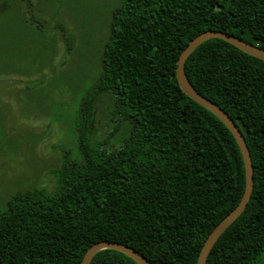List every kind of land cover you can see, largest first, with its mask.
Returning a JSON list of instances; mask_svg holds the SVG:
<instances>
[{
  "label": "trees",
  "instance_id": "16d2710c",
  "mask_svg": "<svg viewBox=\"0 0 264 264\" xmlns=\"http://www.w3.org/2000/svg\"><path fill=\"white\" fill-rule=\"evenodd\" d=\"M10 1L0 0V16L24 18L22 5ZM208 29L264 49V0H121L111 11L75 121L78 157L51 169L52 191L30 183L0 196V264H80L100 240L130 246L150 264H196L245 187L233 135L175 77L181 50ZM7 32L0 23V76L25 72L15 64L25 55L14 51L21 42ZM183 69L238 126L253 168L249 200L205 264H257L264 254V61L214 37L188 54ZM99 94L111 96L123 125L103 140L90 128ZM9 123L0 107V157L21 139ZM89 264L137 263L104 248Z\"/></svg>",
  "mask_w": 264,
  "mask_h": 264
},
{
  "label": "rangeland",
  "instance_id": "374dc122",
  "mask_svg": "<svg viewBox=\"0 0 264 264\" xmlns=\"http://www.w3.org/2000/svg\"><path fill=\"white\" fill-rule=\"evenodd\" d=\"M20 4L0 23L25 54L16 61L25 72L0 76V107L10 118V130L21 136L0 157V196L25 186L52 191L51 169L78 157L75 121L82 98L93 85L100 45L106 37L111 11L121 0H11ZM90 128L103 140L123 132L122 120L108 94L94 100ZM9 131V130H8ZM5 154V153H3ZM2 206H0V210ZM257 264H264V254Z\"/></svg>",
  "mask_w": 264,
  "mask_h": 264
},
{
  "label": "water",
  "instance_id": "95a60500",
  "mask_svg": "<svg viewBox=\"0 0 264 264\" xmlns=\"http://www.w3.org/2000/svg\"><path fill=\"white\" fill-rule=\"evenodd\" d=\"M221 38L239 50L254 56L262 61H264V49L256 45L250 44L232 34H228L223 31L208 29L202 31L196 35L191 41L181 50L175 67V77L178 82L180 89L191 99L205 107L207 110L212 112L220 121H222L225 126L229 129L233 135L239 150L241 152L244 172H245V187L241 199L237 205L229 211L210 231V233L205 238L201 249L199 251L196 264H205L207 255L214 245L218 236L233 222V220L244 210L253 187V168L251 163L250 154L243 138L241 131L238 126L233 122L229 115L215 102L211 101L204 95L197 92V90L191 85L184 73V62L188 54L195 49L200 43L209 38ZM104 248L115 249L131 259H133L137 264H150L149 261L137 250L130 246L122 243L100 240L92 245H90L84 252L80 264H89L92 256L99 250Z\"/></svg>",
  "mask_w": 264,
  "mask_h": 264
}]
</instances>
